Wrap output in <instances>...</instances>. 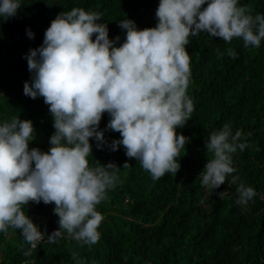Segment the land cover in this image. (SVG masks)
I'll use <instances>...</instances> for the list:
<instances>
[{
    "label": "clouds",
    "instance_id": "9594fccd",
    "mask_svg": "<svg viewBox=\"0 0 264 264\" xmlns=\"http://www.w3.org/2000/svg\"><path fill=\"white\" fill-rule=\"evenodd\" d=\"M20 8V0H0V16L6 19L15 17ZM250 12L239 0H160L156 27L138 30L130 19L119 22L126 30L119 47L115 45L120 37L110 40L107 24L97 23L100 13L82 8L60 13L46 30L43 45L25 57L33 76L31 83H24V95L43 97L49 105L55 128L52 146L48 152L29 149L35 139L31 120L14 116L0 123V232L19 229L35 248L46 230L42 232L23 209L43 201L55 204L59 217V230L47 235L48 243H56L66 232L81 247L97 244L103 216L96 206L107 198L108 189L116 187L121 171L115 163L89 164L90 139L95 138L100 150L107 143L99 130L103 114L111 117L107 130L122 137L108 145L111 151L122 145L126 156L135 158L153 180L176 174L181 168L177 158L189 142L176 130L194 111L187 95L189 37L206 32L229 44L242 38L246 48H259L264 14ZM28 35L34 38L30 30ZM216 52L218 57L224 55L219 48ZM226 53L236 57L231 47ZM242 136L239 130L233 134L230 124L211 133L205 147L212 158L199 176L204 187L219 189L236 171L232 154L248 147L240 142ZM230 183L238 185V205H247L256 195L238 175H232ZM216 195L224 199L228 193ZM72 257L77 259V253Z\"/></svg>",
    "mask_w": 264,
    "mask_h": 264
},
{
    "label": "trees",
    "instance_id": "16d2710c",
    "mask_svg": "<svg viewBox=\"0 0 264 264\" xmlns=\"http://www.w3.org/2000/svg\"><path fill=\"white\" fill-rule=\"evenodd\" d=\"M160 0H20L15 17L0 16V123L12 117L31 120L35 139L29 149L48 152L55 133L53 116L43 97L24 95V83L32 81L25 58L43 45L51 22L73 8L98 12L109 30V39L125 42L126 30L119 22L130 19L138 30L156 27ZM250 14H264V0H239ZM203 7H207L204 5ZM29 30L34 38L28 35ZM95 35L93 41H95ZM231 47L236 57L227 55ZM217 48L224 53L217 56ZM191 58V78L187 95L194 111L177 134L189 138L177 158L180 170L153 180L135 159H129L121 145L108 147L122 137L107 130L111 119L104 113L99 130L104 132L103 150L90 139L92 156L102 165L120 167L119 180L108 189L107 198L96 206L103 216L98 229L100 240L91 247L80 246L65 232L56 243L47 235L59 230L55 204L30 202L23 210L46 236L35 248L27 244L21 230L0 232V264H264V40L259 48L245 47L242 38L226 43L206 32L190 36L186 45ZM230 124L232 133H243L248 147L232 154L236 171L219 189L202 185L199 178L212 154L206 140L211 133ZM252 135L249 137L248 133ZM125 163L130 167L124 169ZM34 166V165H33ZM238 175L256 195L247 205H238V185L230 183ZM227 191L224 199L217 192ZM31 248V254L24 252ZM77 253L73 259L72 253Z\"/></svg>",
    "mask_w": 264,
    "mask_h": 264
}]
</instances>
